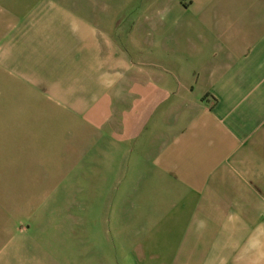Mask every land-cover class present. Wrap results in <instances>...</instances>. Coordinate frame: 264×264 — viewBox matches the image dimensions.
Segmentation results:
<instances>
[{"label": "crops", "instance_id": "0c3cea01", "mask_svg": "<svg viewBox=\"0 0 264 264\" xmlns=\"http://www.w3.org/2000/svg\"><path fill=\"white\" fill-rule=\"evenodd\" d=\"M0 159V264H264V0H0Z\"/></svg>", "mask_w": 264, "mask_h": 264}, {"label": "rangeland", "instance_id": "374dc122", "mask_svg": "<svg viewBox=\"0 0 264 264\" xmlns=\"http://www.w3.org/2000/svg\"><path fill=\"white\" fill-rule=\"evenodd\" d=\"M1 160V159H0ZM4 161L7 158L4 157ZM1 172V171H0ZM8 173L9 171H2ZM14 173V171H13ZM23 191V187L1 184L0 183V261H17L15 239L11 241L9 248H1L3 246L2 240L9 238L18 228L20 223L25 219L37 202L23 201L21 195H17Z\"/></svg>", "mask_w": 264, "mask_h": 264}]
</instances>
